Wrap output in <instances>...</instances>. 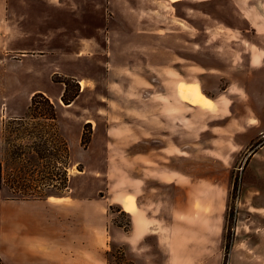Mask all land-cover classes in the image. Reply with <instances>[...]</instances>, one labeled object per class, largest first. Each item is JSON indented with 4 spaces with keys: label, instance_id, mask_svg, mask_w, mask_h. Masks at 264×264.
Segmentation results:
<instances>
[{
    "label": "rangeland",
    "instance_id": "374dc122",
    "mask_svg": "<svg viewBox=\"0 0 264 264\" xmlns=\"http://www.w3.org/2000/svg\"><path fill=\"white\" fill-rule=\"evenodd\" d=\"M186 1L0 0L8 36L0 39L1 113L26 116L31 96L41 92L53 103L69 147L67 187L57 177L43 187L44 161L35 154L11 161L9 154L36 140L8 135L4 177L17 175L22 184L33 173L28 183L40 186L43 199L93 201L103 216L107 264L120 253L130 261L114 241L132 227L124 197L136 200V221L162 237L163 258L171 238L179 257L228 264L249 256L264 264V95L257 92L264 90V69L251 81L255 68H264V55H250L249 40L132 33L159 23L153 11L185 16L187 9L194 22L218 13L228 19L234 11V0H193L187 8ZM63 77L78 85L69 105L60 100ZM48 147L60 158L54 144ZM11 186L4 181L3 196H21ZM45 207L35 217L48 216ZM35 222L43 224L35 223V231L48 227L46 219ZM81 235L85 241L87 233ZM98 260L92 256L93 264Z\"/></svg>",
    "mask_w": 264,
    "mask_h": 264
},
{
    "label": "crops",
    "instance_id": "0c3cea01",
    "mask_svg": "<svg viewBox=\"0 0 264 264\" xmlns=\"http://www.w3.org/2000/svg\"><path fill=\"white\" fill-rule=\"evenodd\" d=\"M186 2L185 7L187 8L193 0ZM232 3L234 11L228 19L225 15L220 16L218 13L216 15L218 17L210 18L208 15L207 19L200 22L189 20L187 18L189 10L187 9L185 16L178 15L176 10L175 16L173 13L165 14L160 10L159 12L153 11V16L159 23L152 24L153 21H150L149 25L145 27L147 31L133 27L135 31L132 33L140 37H149L146 34L152 33L154 34L152 37L157 39L166 38L167 36L164 34L167 33L180 39L249 40L252 41L249 47L250 55H264V0H234ZM168 18L170 19L168 20ZM108 26L115 28V25L112 24H108ZM2 30L0 25V39L7 38L8 36L2 35ZM263 69L255 68L251 81L255 73ZM257 92H263V94H259L260 96L264 95V90ZM251 97L253 96L251 95ZM10 117H18V115L3 117L0 104V162L3 121ZM122 202L131 217L132 227L127 235L120 234L117 237L115 234L116 240L114 241L125 247V256L133 264L213 263L210 257L193 256L188 258L186 255L179 257L176 251H172L176 245L172 244L171 238L165 247L167 255L165 254L163 258L159 251L162 237L158 236L157 239L152 235L155 232L154 226L136 221L137 217L134 216L137 208L134 206L136 200L134 202L130 197H124ZM93 204V201L77 197H64L62 200L53 198L8 200L0 190V264H32L35 261L49 263L50 259L51 263L55 264H93V255L99 259L96 264H107L104 252L109 243L103 234L105 229L102 223L103 216L99 215L98 211H93ZM42 205L46 206L48 216L45 218L43 216L35 217V213L39 212L37 207ZM49 206L51 207L48 208ZM44 219L48 223L47 229H41V232L35 231V223L38 226H43L42 223L35 222V220L43 222ZM82 230L87 233L85 241L81 240ZM147 243L149 246H146ZM141 247L149 249V251L133 253L134 248ZM33 250L39 254L36 255V258L32 257ZM228 264H257V259L242 256L238 257L236 261L230 260Z\"/></svg>",
    "mask_w": 264,
    "mask_h": 264
},
{
    "label": "trees",
    "instance_id": "16d2710c",
    "mask_svg": "<svg viewBox=\"0 0 264 264\" xmlns=\"http://www.w3.org/2000/svg\"><path fill=\"white\" fill-rule=\"evenodd\" d=\"M61 83L63 87L60 100L63 104H71L79 94L78 85H73L75 81L71 78L63 77L57 81ZM72 86L76 90H71ZM29 120V122L27 121ZM15 135L17 139L23 138H34L31 146L21 145L20 147H15L9 149L10 160L16 161L17 158H22L24 154H35V156L40 161H44L43 172L41 182L43 187L54 186V180L57 177L59 185L67 187V163L69 159V147L67 142L62 138L58 132L56 111L53 103L50 99L41 92L34 93L30 99V105L28 106V112L26 116L10 117L3 122V139L6 142L8 135ZM83 142L87 143L89 137L87 133H83ZM54 144L59 151L58 159L52 158L55 156L53 154L52 148L48 147V144ZM26 149V151H23ZM57 151V152H58ZM52 152V153H51ZM53 154V155H52ZM17 157V158H16ZM31 171V170H30ZM31 174V180H28V173L26 174L25 183H19V180L14 174L9 175L7 178L4 177L2 163L0 162V190H3V183L7 180L12 186L14 192L21 193V196L12 195L6 196L8 200H28V199H43L38 190L40 186L36 188L30 187V182H34L33 176ZM29 182V183H28ZM20 184V185H19ZM112 264H133L131 261H127L124 255L120 253L114 256V261Z\"/></svg>",
    "mask_w": 264,
    "mask_h": 264
},
{
    "label": "bare ground",
    "instance_id": "6f19581e",
    "mask_svg": "<svg viewBox=\"0 0 264 264\" xmlns=\"http://www.w3.org/2000/svg\"><path fill=\"white\" fill-rule=\"evenodd\" d=\"M80 84H81V82H80ZM82 86V85H81Z\"/></svg>",
    "mask_w": 264,
    "mask_h": 264
}]
</instances>
